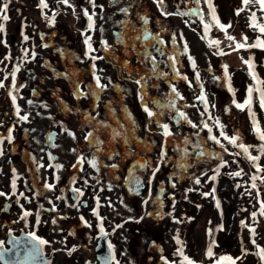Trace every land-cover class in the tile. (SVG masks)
<instances>
[{
  "label": "flooded vegetation",
  "instance_id": "obj_1",
  "mask_svg": "<svg viewBox=\"0 0 264 264\" xmlns=\"http://www.w3.org/2000/svg\"><path fill=\"white\" fill-rule=\"evenodd\" d=\"M88 1L89 12L95 13L93 27L87 32L74 26L78 31L72 35L58 30L59 24L70 19L77 22L80 14L81 20L82 16L87 20L83 0H69L71 7L59 0H45L47 8L40 6V0H0V8L8 4L9 16L7 21L0 20L4 28L0 32V83L4 85L0 87V140L3 141L0 192L5 193L0 196V242L9 249L10 235L20 237L33 232L48 242L43 248L50 264H164L162 257L171 264L177 258L172 247L177 227L173 209L192 188L183 185V179L176 174L182 146L186 160L184 175L190 177L188 181L193 176L195 180L205 178L230 164L238 171L252 168L250 180L254 175L261 178L257 179L259 183L264 180V174L251 166L253 161L220 136L221 130L229 137L238 134V143L249 146L250 155L260 156L255 162L264 158L259 151L264 142L244 127L245 119L240 112L245 111H238L229 101L228 83L243 69L228 71L229 80L224 75L223 62L218 65V73L210 71L209 79L199 73L197 79L192 57L184 48L177 47L170 21L175 19V11L162 14L166 13L163 8L170 7L165 2L158 7L154 0H148L155 15L160 13L161 18L157 15L139 19L148 28L134 34L131 29L136 19L123 15L122 25L115 26L117 15L108 12L119 4L124 9L128 5L136 6L134 3L95 0L93 7ZM101 6L106 10H101ZM99 18L110 20L103 21L96 32L97 24L101 23ZM159 18L165 21V27ZM79 36H83L82 48ZM85 36L91 38V52ZM69 40L78 43L72 47L74 62L66 56ZM43 47L48 55L43 53ZM85 57L89 59L88 66L81 63ZM91 57L102 59L93 61ZM16 68L19 71L13 81L11 74ZM97 76L107 85L106 89L95 87ZM222 81H225L223 90L218 88ZM161 84L168 94L167 101H163L166 104L163 112ZM23 89L29 91L25 107L46 113L41 117L47 120L44 127L23 126L25 121L20 117L25 113H17ZM207 89L217 100L216 114L210 110L209 103L205 111L198 99L201 92L206 98ZM84 101L88 104L81 103ZM145 106L154 113L151 118L144 111ZM37 111H34L36 116ZM179 112L184 117L177 126L174 118ZM209 114L213 119H209ZM113 119L121 120L123 133L117 137L108 131ZM138 119L144 120L143 128H138L141 126ZM216 119L223 125L222 129L215 123ZM72 120L79 126H70ZM162 121L171 125L168 126L171 135L167 137L160 127ZM212 122L213 128L208 125ZM149 123L153 124L151 128ZM205 123L211 132L204 127ZM193 124L197 127H192ZM9 132L11 142L7 139ZM68 132L74 133L75 139ZM89 132L93 135L86 140ZM210 136L219 138L224 147L209 139ZM168 142L172 144L168 149L170 156L165 155L166 148L163 157L161 150L155 154L158 144ZM237 152L240 155L234 154ZM81 157L83 162L78 163ZM93 159L95 168L89 163ZM262 161L260 164L264 166ZM12 180L16 181L15 195ZM46 183L53 187H45ZM94 210L97 215L93 214ZM25 211L30 215L22 219ZM81 217L90 226H85ZM101 226L106 235L101 234ZM109 244L113 246L111 250ZM259 247L257 244V251ZM73 248L75 251L69 255ZM105 257L115 259L105 261Z\"/></svg>",
  "mask_w": 264,
  "mask_h": 264
},
{
  "label": "rangeland",
  "instance_id": "obj_2",
  "mask_svg": "<svg viewBox=\"0 0 264 264\" xmlns=\"http://www.w3.org/2000/svg\"><path fill=\"white\" fill-rule=\"evenodd\" d=\"M110 1L111 0H97L98 3H108ZM123 1H126L127 5L128 3H134L136 6L130 8L128 5V7H124V9H128V11L127 13L124 12L122 15H120L122 13V8L119 6L120 4L115 6V8H111V10L107 8L110 14L113 16L115 14L117 15L113 23L115 26L122 25L121 21L124 19V15L125 17H129L130 20L136 19V25L132 27L131 30H133L134 34H140L147 31L148 27L139 23V19L157 15L161 18L160 13L157 12V15H155L153 7L151 4L147 3L148 0ZM88 2V0H83V5H85L86 10L89 12ZM164 2L166 6L170 5V7L163 8L164 12L175 11V19L170 20L172 23L169 22L172 24L175 33L177 47L184 48V45L187 44V53L192 57V61H194L196 65L194 71L201 74L202 78L209 79L210 71H218V65L223 62L228 66V71L230 73L231 71L243 69V71L235 73L228 83L232 89L229 101L232 102L234 107H236L233 103L234 100L237 103H243L247 98V89L252 87L254 89L251 105L252 112L255 113V118L260 126V130L264 131V110L259 106V92L255 90L258 88L260 91H264V49L246 48L234 51V45L229 47L232 42L228 41L225 38L224 32L215 25L208 31L207 38L202 39L201 37L204 35V24L211 23L208 5L205 0H199V2H197V0H164ZM211 3L216 10V15L220 22L225 25L231 24V27L228 29V35L234 37L236 41H240L242 36L248 37L249 44L254 43L258 36L264 39V36H261L258 29H254L251 26V21L249 20L251 14L255 12L257 22L264 24V12L260 11L259 5H249L240 15H236V10L242 7V0H211ZM193 10L197 12L196 15L191 14ZM183 13H188V15H183ZM89 14L91 13L89 12ZM121 16L122 19L120 18ZM79 18L80 20L77 22L74 20L72 22L70 19V21H65L63 25L59 24L60 29L58 30L77 35L75 31H78V29H74L75 26L76 28L79 27L81 30L90 32L91 30L88 31L86 25L88 21L85 20L83 16L81 20V14ZM109 20L108 18H99L101 23L97 24L95 31L99 32L103 21L109 23ZM160 21L161 26L165 27V21ZM105 25L106 23H104V26ZM210 40H219V50H223L225 53L229 54H214L218 49L214 45L209 47ZM81 41H83V36H79L78 38V42L80 43ZM77 44V41L73 40L66 46V51H68L66 56L71 58L72 62H74L73 59H75V55L72 53V47L77 46ZM82 46L83 44L80 43V48H82ZM42 49L43 53L48 55L47 49H45V51L44 47ZM39 54L42 55L41 52ZM249 59L254 66L253 71L257 80L252 79L247 65L243 62ZM28 63H30V61ZM81 63L83 66H88L90 63L88 57L83 58ZM35 68H37V66ZM185 80L186 79H184V81ZM224 87L225 81L218 84V88L223 90ZM82 90H84L83 86ZM159 90L161 91V109L163 112L166 105H164L163 101H167L166 97L168 96L166 92L167 88L165 85L163 86V84H161ZM21 94L22 97L18 103L19 111L28 116L26 121L23 120L25 121L23 126L33 128L47 125V120L41 118L42 114L44 117L46 116V113L42 109H38L37 111L35 109L29 110L25 107V102L29 97V91L23 89ZM206 99L210 104V110L216 114L218 106L217 100L210 94L209 89L206 91ZM81 103L88 104L87 101ZM34 111L38 112L37 116L34 114ZM238 111L242 110L238 109ZM243 111H245V113H240L245 119L244 127L254 131L247 107ZM143 121V119L137 120V122L141 124L138 128H143ZM162 123L171 126L166 121H162L161 125H163ZM208 125L212 128L214 127L213 122L212 124L208 123ZM70 126L78 127L79 125L76 120H72ZM152 126L153 124L149 123L148 127L151 128ZM108 131L113 137L120 136L121 133H123L121 129V120L113 119L111 129H108ZM117 133H119V135H117ZM171 145L172 144L169 142L167 144H158L155 154L161 150V157H163L162 150L166 148L165 155L170 156L168 149H170L169 147ZM183 145L186 149L185 142ZM181 149L182 151L179 155L181 163H177L176 174L183 179V185L186 184L185 186H190L192 188L190 194L178 200L173 209L176 218L175 225L177 227L173 235L172 247H174L177 258L174 261L175 263L172 262L171 264H180V260L182 259L177 255V249L180 245L177 244L176 238L182 242L185 254L192 259L195 264H215V260L220 256H231L233 259L239 258L236 259V264H260V260H258L259 257L255 255V253L257 252V244L260 245L259 248H264V216L260 214L259 208L260 203L264 202V183H259V180H256L257 189L255 193L254 188L251 186L252 180L249 179V176L253 174V169L241 168V171L239 170L241 175L235 176L232 174L238 170L237 167L232 164L225 168H218V172L216 171L212 175H207L205 178H199L198 184L195 182V176H193L191 181H188L190 177L187 178V176L184 175L183 165L186 163V160L185 157H183V146ZM132 154L134 156L136 155L135 152ZM167 160H169V158ZM262 160H264V158H262ZM262 160L251 164L252 167H254L253 164H256L261 168V175L264 174V166L260 164L263 162ZM212 177L215 178L211 179ZM187 183H189V185H187ZM253 213L256 214L255 218H253ZM249 228H255L256 232L254 236L250 233ZM209 229H211V236L208 234ZM253 239L257 241V243L255 242V244H253ZM212 241L215 242V246L212 249L213 257L209 258L206 256V250ZM245 251L247 254H245Z\"/></svg>",
  "mask_w": 264,
  "mask_h": 264
},
{
  "label": "snow or ice",
  "instance_id": "obj_3",
  "mask_svg": "<svg viewBox=\"0 0 264 264\" xmlns=\"http://www.w3.org/2000/svg\"><path fill=\"white\" fill-rule=\"evenodd\" d=\"M60 3H63V4H66L68 5L69 7H71V5L69 4V0H59ZM90 2H92L93 4V7H95V0H90ZM154 2L157 4L158 7H162L163 6V2L164 0H154ZM197 2H199V0H197ZM205 2L207 3L208 5V9H209V14H210V17H211V23H206L204 24V35L201 37L202 39H205L207 38V33L208 31L210 30V28L215 25L216 27H218L221 31L224 32L225 34V38L228 40V41H231L232 44L229 45V47H232V45H234V48L233 50H240V49H246V48H261V49H264V39H261L260 36H258L255 40L254 43H251L249 44L248 43V37L247 36H242L241 37V40L240 41H236L234 37H232L231 35H228V29L231 27V24H223L220 22L219 18L217 17L216 15V10L215 8L213 7L212 3H211V0H205ZM249 5H259V9L261 12H264V0H242V7L238 8L236 10V15H240V13L242 11L245 10L246 7H248ZM40 6L42 8H47L48 5L45 3V0H40ZM7 9H8V4L5 3L3 4L2 8H0V20H3V21H7L9 19V16L7 15ZM101 10H102V6H101ZM122 12H125L127 13L128 9H121ZM162 14H165V15H170L169 13H162ZM177 14H181V13H177ZM192 15H196L197 12L195 10L192 11L191 13ZM84 15L85 17L87 18V21H88V25L87 27L89 29H92L93 27V16L95 15V13H92L91 15L89 14V12L85 9L84 10ZM183 15H188V13H183ZM249 20L251 21V26L254 28V29H258L259 33L261 34V36H264V24H260L257 22L256 20V13L253 12L251 14V16L249 17ZM4 31V28H3V25H0V32H3ZM25 40H27V37L25 36L24 37ZM90 37L88 36H85V44L88 46V51L91 52L93 51L92 49V46H91V43H90ZM216 46V48L218 49L217 52H215L214 54L216 55H227L229 53H225L223 50H219V45H220V41L219 40H210L209 41V47H212V46ZM105 47H107V45L105 44ZM184 48H185V51H187V44L184 45ZM91 59H93V61H95L96 59H102V57H91ZM247 67H248V70H249V74L252 76V79L253 80H257V77L253 71V64L251 62V60H244L243 61ZM93 67H95V65L93 64ZM193 67H195V62L193 61ZM223 67V70H224V75L226 78H228L230 80V77L228 75V66L225 64L222 66ZM16 71H19V68H16L14 69V71L12 72V79L13 81H15V73ZM197 79H199V74L197 73ZM109 83H111V81L109 80ZM137 84L140 83L139 80L136 81ZM3 83H0V87H3ZM13 88H15V84L13 83L12 85ZM95 87L97 89H100V90H104L106 89L107 85H104L101 83V79L99 76H97L95 78ZM256 91L259 92V106L262 110H264V91H260V89H255ZM173 92H175V88L172 89ZM229 91H232L231 89V86L229 84ZM253 91L254 89L252 87H249L247 89V98L244 100L243 103H237L235 100L233 101V103L235 104V106L240 109V110H244L246 107L248 109V113H249V117H250V120H251V123H252V126H253V130L254 132L257 134L258 136V139L261 141V142H264V131H261L260 130V126L255 118V113L252 112V108H251V105H252V98H253ZM13 99V103H15V97L13 96L12 97ZM141 99H143V97H141ZM198 99L200 101H202L205 105V110H207V107H208V101L207 99L205 98L203 92H201V95L198 97ZM32 101H29V104H31ZM172 107H175V104L173 103L172 104ZM214 107V105H213ZM144 111L147 113L148 117L151 118L154 113L152 111H150L146 106L144 107ZM225 111H228V109H225ZM17 113H19V109H17ZM179 116L181 117H184V113L183 112H179L178 113ZM20 119L22 120H27L28 119V116H22L20 117ZM209 119H213L212 116L209 114ZM215 123L217 125H220V121L219 119H216L215 120ZM160 127L163 128V135L165 137L171 135V132L169 131V128H168V125L167 124H163V125H160ZM192 127H197V125L193 124ZM205 128H208V125L207 123H205L204 125ZM221 129L223 128V125H220ZM208 131L211 132L212 129L211 128H208ZM68 134L70 136L73 137V139H75V134L72 133V132H68ZM92 133L89 132L87 134V136L85 137V139L87 140L89 137H92ZM117 135H119V133H117ZM220 136L223 137L224 140L228 141L229 144H231L232 146L234 147H238L239 149L242 150V152L246 155L247 159L250 160V161H258L260 159V156H252L249 154V146H245L242 142L241 143H238V140L240 139L239 135L236 134V135H233L232 137H229L227 136L222 130L220 132ZM8 141L11 142V132H9V135L7 137ZM52 139V136L50 135L49 136V140ZM209 139L213 140L216 144H221L220 142V139L217 138L216 136H210ZM3 141L0 140V143H2ZM221 147L223 148L224 146L221 144ZM73 151H75V149H73ZM225 151H227V149L225 148ZM259 151L261 152V154H264V143L261 144L260 146V149ZM2 154V153H0ZM235 155H240L239 152L237 153H234ZM162 155H163V150H162ZM201 155H203V153H201ZM83 162V157L79 158L78 160V163H82ZM89 163L92 165V167H96V160L93 159V160H90ZM223 166V165H221ZM254 167H256V171L257 172H260L261 171V168L256 165V164H253ZM73 167H76V165H73ZM113 167H115V165H113ZM158 170V169H157ZM219 170L217 169V172ZM13 172H15V169H13ZM232 175H235V176H240L241 175V172L240 171H237L235 173H233ZM215 177H212L211 179H214ZM257 179H261L260 177L258 176H252L251 177V180H252V188H256V180ZM197 184L199 183V179H197L195 181ZM85 183H87V181H85ZM262 183H264V180H262ZM11 186L13 188V195H15V188H16V181L15 180H12L11 182ZM45 187L47 188H52L53 185H50V184H45ZM74 192H79V195H83V192H80L78 189H73ZM5 193L3 192H0V196H4ZM22 195V194H21ZM97 205H99V201L97 200ZM52 210H55V208H53ZM93 214L94 215H97L96 211L94 210L93 211ZM260 214L262 216H264V202H261L260 203ZM30 213L25 211L23 213V216H22V219L23 218H26L27 216H29ZM255 213H253V218H255ZM81 220L82 222H84L85 226H90L88 224L87 221L84 220L83 217H81ZM39 222V221H37ZM53 223H55V220L53 221ZM243 223V222H242ZM116 227H121V225H117ZM249 231L250 233L254 236L255 235V228H249ZM100 232L102 235H106V233L104 232V228L101 226L100 227ZM209 236H211V229H209ZM71 235V233H70ZM176 242L178 245H180V247L177 249V255L179 257H181V261H180V264H195V262L190 259L184 252V247L182 245V242L176 238ZM14 245H16V247L14 248V251H13V255H15L17 257L16 260H12L11 256H8V253L5 252V251H0V261H3L4 264H21V261H20V245H21V242L20 241H15L14 240ZM48 242L44 239H41L39 238L35 233L33 232H29L28 233V237H27V240L24 242L23 244V247H24V253H23V257L25 260L27 259H35L36 257H42L43 256V252L41 250L42 246L46 245ZM252 243L255 244V240L253 239L252 240ZM31 244V247H28V245ZM215 246V242L212 241L207 250H206V256L209 257V258H212L213 257V247ZM112 245L109 244L108 245V248L109 250L112 249ZM0 249H3V243L0 242ZM75 251V249H71L69 250V255H71V252ZM245 254H247V252L245 251ZM255 255H257L261 261H264V248H258V251L255 253ZM8 256V259L5 260V257ZM105 261H109V260H114L115 258L114 257H105L104 258ZM236 259H239V258H236ZM236 259H233L231 256H220L218 259L215 260V264H236ZM162 260L164 262V264H170V262L168 261V259L162 257ZM41 264H46V262H44L43 260L41 261ZM118 264V262H117Z\"/></svg>",
  "mask_w": 264,
  "mask_h": 264
},
{
  "label": "water",
  "instance_id": "obj_4",
  "mask_svg": "<svg viewBox=\"0 0 264 264\" xmlns=\"http://www.w3.org/2000/svg\"><path fill=\"white\" fill-rule=\"evenodd\" d=\"M205 110V105L204 103L202 102L201 104ZM207 111V110H205ZM174 122L177 126L181 125L182 124V117L179 116V114L174 118ZM27 237L28 235L26 234H22L20 237H14L12 235H10L9 237V241H8V244L10 246L9 249H5L3 247V249H0V251H5L8 253V256H11L12 260H16L17 257L15 255H13V251H14V248L16 247V245H14V240L15 241H20L21 242V245H20V261H21V264H41V261L43 260L44 262H46V264H50L51 263V260L50 258H47L46 257V254H45V251H44V248L42 246L41 250L43 252V256L42 257H36L35 259H27L25 260L24 257H23V253H24V247H23V244L24 242L27 240ZM28 247H31V244L28 245ZM8 256L5 257V260L8 259ZM2 264H4L3 261H1Z\"/></svg>",
  "mask_w": 264,
  "mask_h": 264
},
{
  "label": "trees",
  "instance_id": "obj_5",
  "mask_svg": "<svg viewBox=\"0 0 264 264\" xmlns=\"http://www.w3.org/2000/svg\"><path fill=\"white\" fill-rule=\"evenodd\" d=\"M262 248H263V247H262ZM258 260H260V258H259ZM259 262H260V264H264V261H261V260H260Z\"/></svg>",
  "mask_w": 264,
  "mask_h": 264
}]
</instances>
